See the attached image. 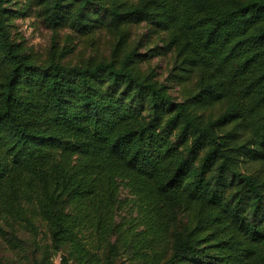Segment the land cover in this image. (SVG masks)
<instances>
[{
    "label": "trees",
    "instance_id": "trees-1",
    "mask_svg": "<svg viewBox=\"0 0 264 264\" xmlns=\"http://www.w3.org/2000/svg\"><path fill=\"white\" fill-rule=\"evenodd\" d=\"M18 1L0 0V234L40 221L53 254L112 263L125 186L138 264H264V0H28L53 29L117 38L77 64L13 37ZM143 23L163 46L127 50ZM169 53L182 101L141 68Z\"/></svg>",
    "mask_w": 264,
    "mask_h": 264
},
{
    "label": "rangeland",
    "instance_id": "rangeland-1",
    "mask_svg": "<svg viewBox=\"0 0 264 264\" xmlns=\"http://www.w3.org/2000/svg\"><path fill=\"white\" fill-rule=\"evenodd\" d=\"M9 8L19 12L11 20L10 29L13 37L17 41H24L28 50L41 58H47L52 46L56 44L60 50L68 52L64 58L66 62L77 64L92 56L111 55L117 42V38L106 30L87 37L68 27L53 29L38 16V8L30 6L28 0L11 3ZM161 38L162 35L151 32L145 23L135 25L131 28L126 48L129 50L137 46L140 54H146L152 48L163 46ZM141 68L145 72L155 71L157 80L167 87L168 92L177 101L183 100L182 86L175 77L178 71L174 69L175 57L172 53L154 55L149 60H143ZM141 218L135 196L123 186L117 212L118 229L112 239L119 253L113 256L112 263H108L105 257H108L111 251L108 247H103L100 250L103 261H99L98 264H138L133 260L131 252L126 249V242L129 240L130 225L135 223L137 228H140ZM4 229V233L0 234V264H49L45 259L51 253V264H65L64 257H68V264H91L90 261L70 258L68 249L53 254L52 242L48 238L49 230L40 221H35V226L33 224V227H28L27 223L11 219L4 222ZM96 246L95 243L89 247L99 253Z\"/></svg>",
    "mask_w": 264,
    "mask_h": 264
}]
</instances>
